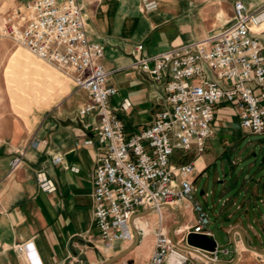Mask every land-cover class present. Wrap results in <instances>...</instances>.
Instances as JSON below:
<instances>
[{"label": "crops", "instance_id": "1", "mask_svg": "<svg viewBox=\"0 0 264 264\" xmlns=\"http://www.w3.org/2000/svg\"><path fill=\"white\" fill-rule=\"evenodd\" d=\"M29 1L11 0L9 10ZM77 1L84 9L89 40L104 47L100 63L109 72L107 84L116 90L109 99L111 110L128 132H135L165 106L162 85L134 67L135 59L221 30L232 20L236 0H154L151 9L145 7L146 0ZM241 1L248 11L264 5V0ZM251 34L260 41L264 57V22ZM125 99L130 101L127 108L122 106ZM88 101L87 91L75 85L72 72L0 36V264H84L82 258L96 264L133 243L134 234L131 241L105 250L93 225L92 174L102 150L94 132L84 127L96 117L89 114L81 120L77 115ZM87 138L94 143L85 144ZM18 151L23 152L22 163L6 176ZM171 161H191L193 183L212 169L214 182L220 184L211 209L232 245L221 247L216 241V253H203L228 262L241 246L264 247V133L241 128L235 106L216 105L201 153L194 147L174 150ZM40 172L52 181L54 190L41 187ZM200 193L206 198L212 191ZM141 211L145 213L130 218L138 235L136 245L112 264H148L159 226L171 240L173 235L185 245L184 236L195 223V213L183 200L169 208L144 207L135 213ZM208 230L214 236L209 225ZM180 250L192 264L199 260L212 264ZM169 257L165 264H171Z\"/></svg>", "mask_w": 264, "mask_h": 264}, {"label": "built area", "instance_id": "2", "mask_svg": "<svg viewBox=\"0 0 264 264\" xmlns=\"http://www.w3.org/2000/svg\"><path fill=\"white\" fill-rule=\"evenodd\" d=\"M155 6L154 0H146L147 9ZM262 22L264 5L248 11L236 0L232 20L221 30L136 58L134 67L162 85L165 106L152 122L128 132L111 110L109 99L116 90L107 84L109 72L100 63L104 47L89 40L79 1L31 0L2 19L0 36L72 72L75 85L88 93L89 101L77 115L81 120L89 114L96 117L84 127L94 132L102 150L92 174V214L105 250L133 239L130 218L139 209H159L182 200L195 213L188 232L210 234L208 213L194 196L193 163H173L171 156L176 149L204 150L219 103L236 107L241 128L264 133V57L260 41L251 34ZM122 106L127 108L130 101L123 100ZM22 157V151L13 156L6 176L19 168ZM37 179L44 190L55 189L44 173ZM172 254L179 264H192L159 226L148 264H165Z\"/></svg>", "mask_w": 264, "mask_h": 264}, {"label": "rangeland", "instance_id": "3", "mask_svg": "<svg viewBox=\"0 0 264 264\" xmlns=\"http://www.w3.org/2000/svg\"><path fill=\"white\" fill-rule=\"evenodd\" d=\"M11 0H0V25L2 23V19L10 12ZM178 150V149H176ZM179 152H184L179 150ZM246 159H243V163L246 164ZM193 185L196 188L194 193L195 199L204 206H207L208 215L210 216V224L209 229L213 232L214 238L218 242V245L221 247H230L232 244L231 237L224 231L221 226V223L216 217L214 216L213 209H211V205L213 204V200L217 201L218 196L220 195V184L219 182H214L213 179V170L210 169L206 174L199 176L195 179ZM202 189H206L208 191H212L208 197H204L200 191ZM228 192V191H227ZM229 193V192H228ZM257 250H264L263 248H258ZM219 257H222V253L220 252ZM233 257V254L230 256L229 259ZM120 261H118L119 263ZM198 264H205V262L199 260L196 261ZM228 262H231L228 261ZM217 264V263H214ZM233 264H264V253L257 252L255 249L250 248H243L240 247V251L238 249V260H235Z\"/></svg>", "mask_w": 264, "mask_h": 264}, {"label": "water", "instance_id": "4", "mask_svg": "<svg viewBox=\"0 0 264 264\" xmlns=\"http://www.w3.org/2000/svg\"><path fill=\"white\" fill-rule=\"evenodd\" d=\"M70 156H71V154L67 155L68 158H70ZM161 207H168L169 208L170 205L163 204ZM144 213H145L144 211H141V212H137V213L133 214L131 216V220L136 218L137 216L143 215ZM132 229H133V234H134V241L132 244H130L124 250H122V251L114 254L113 256H111L105 260H102L96 264H112L115 261H117L118 259H120L121 257H123L125 254H127L136 245V243L138 241V235H137L136 228L134 226H132ZM235 230H237L238 232L241 233V231L239 229H235ZM171 238H172L173 242L175 243V245L177 247H179L180 249H182L184 251H188V252H194L198 255H201L205 259H207L208 262H210V263L233 264V262L235 260H238L237 250H235V254H234V257H233L231 262H225L222 260H214L213 258L206 255L205 253L212 254V253L217 252V242H216V240L212 234L189 231L184 236L185 245L178 244L173 235H171ZM242 238H243V236H242ZM202 251L205 253H203ZM256 251L260 252V253H264V250H256ZM82 261L84 262V264H88L86 259L82 258Z\"/></svg>", "mask_w": 264, "mask_h": 264}, {"label": "bare ground", "instance_id": "5", "mask_svg": "<svg viewBox=\"0 0 264 264\" xmlns=\"http://www.w3.org/2000/svg\"><path fill=\"white\" fill-rule=\"evenodd\" d=\"M169 261H170L171 264H179L178 263V257L176 255H174V254L170 255Z\"/></svg>", "mask_w": 264, "mask_h": 264}]
</instances>
